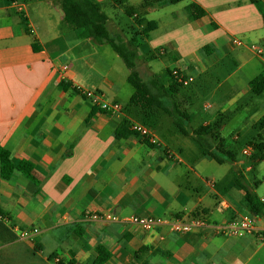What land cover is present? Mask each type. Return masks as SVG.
<instances>
[{"label":"crops","instance_id":"0c3cea01","mask_svg":"<svg viewBox=\"0 0 264 264\" xmlns=\"http://www.w3.org/2000/svg\"><path fill=\"white\" fill-rule=\"evenodd\" d=\"M91 1L103 11L113 8L107 0ZM140 2L127 0L134 6ZM56 4L0 0V154L14 166L31 165L28 174L13 169L2 178L0 173V211L13 226L0 223V240L15 237L17 230L39 229L32 239L0 242V264H96L97 247L106 252L99 264H262L264 241L256 235L264 232L258 199L264 190H249L238 170L218 177L205 160L217 162L190 139L196 147L186 145L182 139L188 137L163 116L156 129L148 128L150 142L135 135L116 137L124 117L136 121L123 109L133 91L128 72L110 46L94 43L83 28L61 23ZM188 4L198 5L204 15L190 19ZM262 12L264 0H160L139 7L136 16L154 20L156 27L137 46V71L163 85L171 71L192 75L217 107L201 123L220 118L217 141L225 140L220 132L232 123L235 144L250 147L258 137L264 145V90L253 94L249 84L264 73ZM132 22L124 40L138 28ZM79 89L100 92L106 101L119 103L121 113L97 109ZM167 148L179 160L167 158ZM258 154L252 149L249 158L264 160ZM225 163L235 159L217 164ZM182 207L213 224L255 214L257 230L177 234L164 226L146 230L120 221L130 215L168 220ZM93 214L100 217L86 219Z\"/></svg>","mask_w":264,"mask_h":264},{"label":"trees","instance_id":"16d2710c","mask_svg":"<svg viewBox=\"0 0 264 264\" xmlns=\"http://www.w3.org/2000/svg\"><path fill=\"white\" fill-rule=\"evenodd\" d=\"M63 14V21L72 29L83 28L87 31L88 36L96 44H108L113 51L122 59L128 69L126 81L132 87V94L124 105V111L133 119L140 122L149 129H156L159 120L163 115L170 118V124L174 131L188 137L200 150L203 156L212 158L217 163L225 161H234V149L223 139L216 140L221 128V121L215 120L211 123L192 127L191 115V96L184 89V84L178 81V75L182 74L177 71L173 75L169 72V82L166 85L161 84L154 76L146 75L141 77L136 69L137 46L150 31L156 27L154 20H146L143 17L136 16V10L139 7L149 6L160 0H141L139 5H130L127 0H107V4L113 8L121 9L124 14L133 19L135 26L138 28L126 40L118 34L110 35L106 23L107 15L102 10L100 4L91 0H56ZM169 3H177L180 0H167ZM188 17L190 19L199 18L204 15V10L196 4L186 6ZM264 26V12H262ZM250 88L253 94H259L264 90V73L258 74L250 80ZM264 122V116L261 118ZM130 121L123 118L120 125L115 130V136L126 137L128 135L138 136L129 129ZM216 138V139H215ZM147 143L145 138H142ZM213 140L217 142L214 146ZM248 145L257 150L259 154L256 158H264V145L258 137H255ZM13 169H18L23 174H28L31 165L22 162L14 166L5 156L0 154V173L2 178H8ZM245 198L250 209L255 210L251 196L246 192ZM254 213V212H253ZM15 239L14 235L8 236V240ZM98 256L95 260L99 264L104 260L106 252L102 247H97ZM57 264H63L59 260ZM70 264V263H67Z\"/></svg>","mask_w":264,"mask_h":264},{"label":"built area","instance_id":"2783aa9c","mask_svg":"<svg viewBox=\"0 0 264 264\" xmlns=\"http://www.w3.org/2000/svg\"><path fill=\"white\" fill-rule=\"evenodd\" d=\"M16 10L21 15L22 19L25 21L26 26L29 27V21L27 18V13L25 12L22 3H15ZM233 43H238L236 39L233 40ZM254 48V47H252ZM257 52H260L258 48H256ZM62 69H66V65H62ZM173 75L177 74V71H171ZM193 80L192 75H178V81L182 84L186 85L190 81ZM80 95L87 99L91 105L96 107L99 110L107 111L112 114H119L122 111V106L116 102H108L104 99L103 95L100 92L92 91V90H80ZM208 105H204L203 109H206ZM129 129L134 133L138 134V137L145 138L147 141L153 140V136L149 129L142 125L137 121H132L129 124ZM249 146V145H248ZM252 148L246 147L242 150V153L250 156ZM167 158L172 161L179 160V154L172 149H165L164 151ZM259 202L264 207V191L259 195ZM100 215L93 214L87 215V218L98 219ZM105 218L114 219V217L110 215H105ZM124 224H135L141 226L143 229L150 230L155 226H164L168 231L177 234H187L192 232H204L213 235L219 234H230V235H240L245 232H253L257 230L256 221L257 216L255 214H248L245 216H239L233 219H230L226 222L220 224H213L208 222L202 214H190L185 207L181 208V213L171 216L168 220L162 219L156 216H148V217H138L135 215H130L120 220ZM0 223L8 227L10 229L13 228L11 219L0 211ZM39 229L37 228H28L17 230L15 234V238L19 239H32L38 234ZM258 241H264V232H258L256 235ZM58 261V260H57Z\"/></svg>","mask_w":264,"mask_h":264},{"label":"rangeland","instance_id":"374dc122","mask_svg":"<svg viewBox=\"0 0 264 264\" xmlns=\"http://www.w3.org/2000/svg\"><path fill=\"white\" fill-rule=\"evenodd\" d=\"M58 5L55 7V11H56L55 13L57 14V17L61 18L62 12L60 6ZM104 12L110 19L109 29H108L110 35H113L114 33L117 32L119 36H123L124 34L125 36H128L130 34L131 27H134L132 19L126 16L121 9L110 8L107 10L105 9ZM61 23L64 24L63 20H61ZM64 25L68 27L67 24ZM113 25H116L121 30H115L117 27ZM105 46L109 47V45L107 44ZM154 60H158V58ZM118 61H120L123 69L126 72H128V69L123 64V61L120 58H118ZM136 69H137V65H136ZM199 84L200 83L195 82V80L194 81L192 80L186 85H184V89H186L188 91V95L191 96L192 104L189 109V112L191 115L192 127H196L200 125L204 120V118L210 117V115L217 110V107L213 102V99L210 96H207L206 92L198 87ZM128 86L131 87L129 84ZM119 101L122 100L119 99ZM204 104L210 106L207 107L206 109H203L202 107ZM163 117L164 119L168 118L166 115H163ZM216 120H218L219 122L221 121L220 118ZM168 121L170 123V118H168ZM235 130H236L235 125L229 123L226 124L225 127L220 132V136L223 137L226 140V142H228L231 145V147H233L234 149L233 157L235 159V163L217 164L214 161H209V160H205V163L208 164L209 168L214 170V172L218 177L221 176L222 174H228L229 177H232L233 175H236V171L238 170L239 173H241L242 175L240 180L241 183H243L249 190L254 189L257 190V194L261 193L264 190V160L255 161L250 159L249 156L242 153V150L245 149L246 146H243L244 143H242V141H240L239 144L234 143L233 139L237 140V136H235V138L232 139ZM182 140L186 145H189L190 148L196 147L192 142H190L189 138H183ZM246 167H250V169L247 170ZM260 261L262 264H264V249L260 254Z\"/></svg>","mask_w":264,"mask_h":264}]
</instances>
